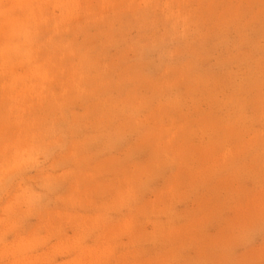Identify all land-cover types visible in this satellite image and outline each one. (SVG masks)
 <instances>
[{"label": "rangeland", "instance_id": "1", "mask_svg": "<svg viewBox=\"0 0 264 264\" xmlns=\"http://www.w3.org/2000/svg\"><path fill=\"white\" fill-rule=\"evenodd\" d=\"M0 264H264V0H0Z\"/></svg>", "mask_w": 264, "mask_h": 264}]
</instances>
